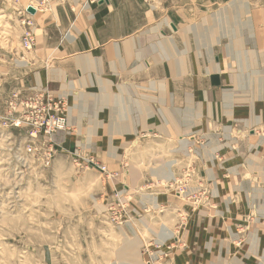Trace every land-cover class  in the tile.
I'll return each instance as SVG.
<instances>
[{
  "label": "rangeland",
  "instance_id": "1",
  "mask_svg": "<svg viewBox=\"0 0 264 264\" xmlns=\"http://www.w3.org/2000/svg\"><path fill=\"white\" fill-rule=\"evenodd\" d=\"M111 1L100 11L98 0H0V264H236L233 258L247 245L244 224L229 225L234 237L227 229L221 230L223 239L219 234L213 239L203 219L252 218V199L264 195V0ZM31 5L38 9L34 16L27 12ZM248 14L257 35L254 55L244 41ZM78 22L102 23L110 37L118 34L117 26L120 34L124 27L122 42L132 39L136 45L126 49L129 63L138 61L129 66L171 71L174 78L159 83L174 91V107L188 102L192 113L199 98L203 113L190 114L192 125L180 126L181 114L165 112L170 102L162 105L161 98L151 107L162 105L155 114L169 126L159 128L155 117L150 126L135 128L122 146L123 137L108 139L107 145L103 135L94 144L98 127L89 135L92 123L83 127L89 143L80 142L82 129L70 123L32 138L31 126L22 122L29 108L18 103L36 93L59 96L57 82H65L61 70L67 72L63 67L72 60H60L65 53L51 49L67 45L70 26ZM168 37L179 53L152 63L157 41ZM216 38L212 53L221 70L206 73L207 50ZM67 46L62 49L70 53ZM138 48L145 50L136 53ZM110 66V72L118 71L116 64ZM132 75L110 74L111 84L131 83L142 95L150 92L146 79ZM203 90L205 101L198 95ZM228 91L232 103L225 99ZM108 93L94 101L95 109L105 103L113 124L131 122V113L143 112L129 91ZM65 104L70 109V98ZM113 124L110 129L117 131ZM29 143L33 154L26 153ZM261 241L264 250V237Z\"/></svg>",
  "mask_w": 264,
  "mask_h": 264
},
{
  "label": "crops",
  "instance_id": "2",
  "mask_svg": "<svg viewBox=\"0 0 264 264\" xmlns=\"http://www.w3.org/2000/svg\"><path fill=\"white\" fill-rule=\"evenodd\" d=\"M112 4V1H111ZM109 4H102L101 5H96L97 8L102 11L103 9H105L106 6H110ZM99 19V18H98ZM106 25H102V23H98L96 24L95 22H90L88 24H82L81 22H78L77 24H73L70 26V30L72 31V35L74 38H72L71 42L66 41L67 45H71L72 46V50H70V53L68 50H64L62 49L64 46L67 45H62L63 43L60 42L59 44L54 45L52 52L53 53H65L61 56H59L60 60L64 59L65 57H68L70 60H72L70 66H68L67 68L64 66L63 68L65 70H68L67 72L62 71L61 70V77L59 79H61L62 81H65L63 84L62 83H57L60 85H56V89L55 92L62 94V95H66L67 98H70V109L68 111V123H70V126H74L77 129H82V131H79L77 134H81L82 135H78L80 137V142L84 143V142H88L85 140V138H87V134H85V128L90 127L91 122H90V115H94V112L97 111V116L99 120H95L96 122L101 121V125L98 127V131L96 132V134L94 135V137H91L92 142L97 143L94 138L97 136H101L103 135V142L104 144L108 145V139H110V143L114 142L115 138H120L123 137L124 140L119 141V143L122 145H124V143H126L128 140H130L132 138V135L135 134H131L134 133L135 128H139V129H143L146 127V124H148V126H150V122L153 123V119L156 116L155 113L157 114H161V112L159 111L160 107H162V105H164L166 103V101L169 100L170 105L169 108L165 109V112H171V111H175L180 113L181 115H179L185 122H180V126H184V125H189L192 124L191 119H190V114L193 113V115H196V110L194 112L191 113L189 107H188V102L187 105L186 103H184L183 107H174V101H175V93L173 92H169V91H165L157 89L156 84H158L159 82L163 81L165 78L169 77V78H174V74L171 73V71H164V72H160L159 71V67L158 68H153L151 67H145V68H141L138 70H133L135 67L134 66H129L133 65L134 62H138L135 61L133 63H129V61L127 60V56H126V43L125 41L122 42L124 36H125V28L122 27L121 29V34L120 32V27L117 26V32L118 34L116 36H108L107 34H105V32L107 31L105 29ZM108 27V26H107ZM257 31V30H256ZM123 37V38H122ZM112 38V39H110ZM134 40L131 39L130 43L129 41L127 43H129L131 45V43L133 45H131L132 47H136L135 43L132 42ZM144 40L140 41L138 47H143ZM69 43V44H68ZM68 47V46H67ZM118 53H116L117 51ZM55 51V52H54ZM99 51V52H98ZM58 53V54H59ZM69 54V55H68ZM66 55V56H65ZM68 55V56H67ZM58 57H54L53 59H59ZM77 58V61H76ZM86 58V59H85ZM139 61L142 62V60L144 59H140L138 58ZM82 60L85 61V63L87 64V66L85 65L82 66ZM146 60V59H145ZM144 60V61H145ZM147 61V60H146ZM63 61H59V63H63ZM131 62V61H130ZM92 64L90 66V64ZM140 63V62H139ZM78 64V65H77ZM116 64L118 67V71L115 70H111V67L114 68L113 66L110 65H114ZM62 66V65H61ZM89 67V68H88ZM148 68V70H146L145 72H143L144 69ZM57 71V69L55 70ZM141 71V73H140ZM126 74H133L131 76V79L133 80H140V79H146L148 82V85H150V87L146 88L147 90L150 89V92L152 94V97L150 98V92L146 91V94L143 93H139L137 90L135 91L134 89H139L140 87L138 85H133L131 83H120V84H111V76L112 75H119L120 73ZM160 75V76H159ZM176 77H181L178 75H175ZM103 80V81H102ZM117 85H123V86H119L121 90H119V88H116L114 86ZM126 85H128V95L131 97L132 100L138 99V101L144 103V105L146 106V103L151 105L152 102H158L160 100V98L163 99L162 105L157 107H151L146 106L149 108L150 113L147 109L146 114L140 112L139 115H137L135 117L136 114H138L137 112H133L131 113L132 121L131 122H126L123 123L122 121L120 122L119 126V131H112L110 129V123H112V121L110 120V110L108 108L107 105H105V103L101 104V107H97L95 109L96 106V100L99 99L100 95H108L109 91H114L117 92L118 94L124 92L126 90ZM110 87V88H109ZM59 88V89H58ZM93 88V89H92ZM68 90V91H67ZM116 90V91H115ZM124 90V91H123ZM141 92H143V88L140 89ZM176 91V90H175ZM183 96H185L186 98L190 95L188 91H184L183 89H181ZM184 91V92H183ZM96 92V93H95ZM155 92V93H154ZM177 92V91H176ZM188 92V93H187ZM110 94V93H109ZM198 95L202 96V100L205 101V90H203L202 92L198 93ZM96 97L94 100L93 98ZM184 97V101L186 100V98ZM150 98V99H149ZM147 99H149V103L147 101ZM94 102V103H93ZM99 102V101H98ZM221 104V103H220ZM197 105H199V109L200 112L199 114L201 115L204 111V106L203 103H200V100L198 98V102ZM151 109H153V112L151 111ZM106 112V114H105ZM152 112V113H151ZM101 113H103L102 116ZM143 114V115H142ZM199 115V116H200ZM192 116V115H191ZM160 121H161V125L159 126V128H161L162 126H169L167 125V121L163 120L162 118L157 117ZM162 123H164V125H162ZM107 126V130L105 129ZM85 127V128H83ZM117 129V128H116ZM126 130V131H125ZM73 134V132H71V135ZM76 134V133H74ZM76 134V135H77ZM78 136L76 138H78ZM71 138V137H70ZM257 189H259L258 187L255 188V190L253 192H258L256 191ZM261 190V189H260ZM252 192V194H253ZM256 195V194H255ZM257 199L253 200L252 199V203L256 205V210H255V216H253L252 218H246V219H242V218H237L234 217L231 218L230 217H226L229 220L223 219L220 220L218 223L216 222V218H210L207 217L203 219V224H206V226H204V229L209 232L208 230H212L210 232V236H212L213 239H215L216 236H221L223 237V230H227L229 229V231H226V234L229 235H234V231L233 229L230 227L229 225L232 224L235 225L237 224H244V228L243 230V234L244 235V239H247V245L244 246L243 249V253L240 254L239 257H234L233 261L236 264H260V261H263V255H264V250L263 247L261 245V240L263 239V234H264V217H263V213H264V195L262 196V194L258 192V195L255 196ZM235 206V205H234ZM243 222V223H242ZM216 225L219 224V226H217V229L212 227L211 225ZM224 224V225H223ZM236 229V228H235ZM222 230V231H221ZM225 234V233H224ZM238 236V235H237ZM224 238V237H223ZM221 238V239H223ZM210 239V237H209ZM211 240V239H210ZM211 243V242H210ZM221 244V242H220ZM207 249V245L205 246ZM205 248V249H206ZM220 249V245L218 247ZM241 262V263H240Z\"/></svg>",
  "mask_w": 264,
  "mask_h": 264
},
{
  "label": "bare ground",
  "instance_id": "3",
  "mask_svg": "<svg viewBox=\"0 0 264 264\" xmlns=\"http://www.w3.org/2000/svg\"><path fill=\"white\" fill-rule=\"evenodd\" d=\"M98 2L100 3H102V4H111V0H98ZM233 3H234V1H233ZM239 4H241V2L239 3L238 2V5ZM245 10H246V12L247 13H249V10H248V8H247V6H245ZM28 12V14H30V15H35L37 12H38V9L36 8V6H34V5H31L30 7H29V10L27 11ZM216 15V14H215ZM215 18H216V16H215ZM214 19V18H213ZM221 20H222V18H220ZM229 19V18H228ZM217 21V20H216ZM230 21V20H229ZM245 25L248 27L247 29V32H248V36H247V38H245V40L244 41H247V42H249L250 44H251V46L253 47L252 48V50L250 51L253 55L255 54V52L253 51L254 50V47H256L257 46V42H256V39H257V35H256V33H255V31H254V26H253V23H252V21H251V19H250V16H249V14H248V16H247V19H246V21H245ZM173 29V28H172ZM174 30V29H173ZM231 31V30H230ZM233 31V30H232ZM253 31H254V33H253ZM227 32V31H226ZM234 32V31H233ZM181 33H182V35L184 36V38L186 37L185 35L187 34V31L186 30H181ZM221 35V34H220ZM158 37V36H157ZM66 38L68 39V41H70L71 42V40H72V38H74L73 37V35L72 34H70V33H68L67 35H66ZM218 38V37H217ZM215 39L214 41H212V43H211V47H208V50H207V53L209 54V65H208V67H206L205 68V70H206V73H211V72H217V71H220L221 70V68H220V62L218 61V59H217V56H213V53H212V44H214V43H217L218 42V39ZM158 41H160V46H157V43H158ZM157 41V43H156V48H155V51L157 50V53L153 56V62L152 63H154V64H158L159 62H160V60H158L157 58H161V59H163L164 57L166 58V57H168L169 58V56H173V55H175V53H179V52H177L176 51V49L174 48V46L172 47V40H171V37L169 38H162L161 40H158ZM242 42V41H241ZM126 43V48L129 50L130 48H131V45L129 44V43H127V42H125ZM137 50V52L136 53H140L142 50L144 51L145 49L143 48V49H140V48H138V49H136ZM116 51H117V49H116ZM132 51V50H131ZM142 51V52H143ZM159 51V52H158ZM229 52H230V50H229ZM116 53H118V51L116 52ZM229 54V53H228ZM86 59V58H85ZM222 61V60H221ZM229 61V60H228ZM82 66H84L85 67V65L87 66V64L85 63V61H83L82 60ZM136 62H134L133 64H135ZM25 64H27L28 65V63H25ZM90 64V63H89ZM92 64H90V66H91ZM89 68V67H88ZM231 69H232V67H231ZM232 72V71H231ZM57 73V72H56ZM141 73V72H140ZM103 81V80H102ZM58 83V82H57ZM58 85H60V84H58ZM158 87H159V89L160 90H163V88H164V84L163 83H159L158 84ZM110 88V87H109ZM59 89V88H58ZM124 91V90H123ZM110 92V91H109ZM128 91L127 90H125L124 91V94H126ZM96 93V92H95ZM223 93V92H222ZM59 94V93H58ZM108 95H111V94H109L108 93ZM126 95H128V94H126ZM122 96H124V95H122ZM100 97H101V95H100ZM99 97V98H100ZM189 97H190V95H189ZM55 98H57L58 100H60L61 101V99H64V102H65V98H67V96L66 95H62V94H59V96H56ZM94 98H96V97H94ZM225 99L226 100H228L229 99V102H231L232 100H231V92L230 91H228V92H225ZM100 99H98V100H96L97 102L99 101ZM160 100H161V98H160ZM163 100V99H162ZM189 100V99H188ZM132 101V100H131ZM143 102V101H142ZM142 102H140L139 101V104H140V107H138L137 109H143V112L142 113H147V112H144V111H147V109H149L148 107H146L147 106V103H146V106L144 105L143 107L141 106V103ZM232 103V102H231ZM66 105V104H65ZM148 105H150V104H148ZM151 106V105H150ZM67 108H66V111L68 110L69 111V108H68V106H66ZM230 107H231V105H230ZM230 107H228L229 109H230ZM193 108V107H192ZM208 108H209V112H210V114H212V112H211V108H210V106L208 105ZM194 109V108H193ZM213 110V109H212ZM68 111L66 112V114H67V120H68ZM125 111V110H124ZM136 111V110H135ZM199 112H200V109L198 108V107H196V113H197V116H199L200 114H199ZM201 113V112H200ZM97 113H94V115L91 117V123H92V126H91V128H90V130H91V132L89 131V135H91L92 133H95V131H94V127H99L100 125H101V121H98V122H96L95 120H98L97 119ZM132 118L133 117H131L130 118V121H132ZM19 121V119H16L15 120V122L17 123ZM118 124H116V123H114L112 126H114L115 127V129L117 130V131H119V126H117ZM189 125H192V124H189ZM62 128H60V130H61ZM58 131H59V129H57ZM88 140H89V138H88ZM89 143V142H88ZM186 144V143H185ZM185 148V147H184ZM169 172V171H168ZM167 173V172H166ZM170 177H171V173H170ZM165 233H164V235L166 236V237H170L171 236V234L172 233H170V231H168V230H165L164 231ZM137 243H139V241H137ZM137 243H135V242H132V243H130V242H128V245L127 246H131V245H135V244H137Z\"/></svg>",
  "mask_w": 264,
  "mask_h": 264
},
{
  "label": "built area",
  "instance_id": "4",
  "mask_svg": "<svg viewBox=\"0 0 264 264\" xmlns=\"http://www.w3.org/2000/svg\"><path fill=\"white\" fill-rule=\"evenodd\" d=\"M29 41L24 40V45L28 46ZM24 103V104H23ZM15 103H12V105ZM21 106H27L29 109L24 111V118L22 122L26 125L31 126L30 136L34 138L39 133H50L55 132L57 129H66L67 127V116L65 114L66 105L64 99L58 100L51 94L36 93L34 97L29 100H23L18 103ZM11 105V106H12ZM15 125L20 124V120ZM35 152L32 144L26 146V153L33 154ZM104 169V167H101Z\"/></svg>",
  "mask_w": 264,
  "mask_h": 264
}]
</instances>
